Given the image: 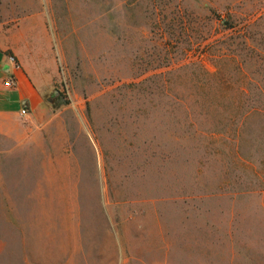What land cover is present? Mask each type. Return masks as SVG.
<instances>
[{"label":"rangeland","instance_id":"rangeland-1","mask_svg":"<svg viewBox=\"0 0 264 264\" xmlns=\"http://www.w3.org/2000/svg\"><path fill=\"white\" fill-rule=\"evenodd\" d=\"M46 4L65 135L45 179L0 171V264H264L261 118L231 140L264 0H0V33Z\"/></svg>","mask_w":264,"mask_h":264},{"label":"crops","instance_id":"crops-1","mask_svg":"<svg viewBox=\"0 0 264 264\" xmlns=\"http://www.w3.org/2000/svg\"><path fill=\"white\" fill-rule=\"evenodd\" d=\"M50 18L46 4L45 14L21 17L8 34L0 33V171H34L40 179L47 141L60 137V129L65 135L60 108L48 101L60 82Z\"/></svg>","mask_w":264,"mask_h":264},{"label":"trees","instance_id":"trees-1","mask_svg":"<svg viewBox=\"0 0 264 264\" xmlns=\"http://www.w3.org/2000/svg\"><path fill=\"white\" fill-rule=\"evenodd\" d=\"M69 102L67 100H63V101H60V104H68ZM253 115H257L259 116L261 119H260V123H259V131H262L264 132V110L263 112H261L260 109H258L256 106H254L253 104H251L248 109L246 110L245 113L242 114L241 118H240V124L236 127V128H233V134L232 136H234L233 139H231L233 141V143H235L233 146H234V149H233V155L235 156V158L237 160H242L244 158L242 152H241V148H240V141L242 139L241 137V130L244 131L242 128L244 125L247 124V121L253 116ZM223 134V137L224 136V133L225 134H228L229 132L227 130H225L224 132H221ZM227 137H230V134L227 135ZM261 146H259V151H262V149H260ZM263 160H264V149H263Z\"/></svg>","mask_w":264,"mask_h":264},{"label":"built area","instance_id":"built-area-1","mask_svg":"<svg viewBox=\"0 0 264 264\" xmlns=\"http://www.w3.org/2000/svg\"><path fill=\"white\" fill-rule=\"evenodd\" d=\"M9 61L12 63V64H14L15 65V67L16 68H18L19 67V65H18V63H17V59H16V57L14 56V55H9ZM66 82V81H65ZM11 82H9V84H10ZM26 111L25 110H23V113H25Z\"/></svg>","mask_w":264,"mask_h":264},{"label":"water","instance_id":"water-1","mask_svg":"<svg viewBox=\"0 0 264 264\" xmlns=\"http://www.w3.org/2000/svg\"><path fill=\"white\" fill-rule=\"evenodd\" d=\"M60 95V91L58 89H55L54 90V95L53 96H50L48 98V101L53 103L55 101V99Z\"/></svg>","mask_w":264,"mask_h":264}]
</instances>
